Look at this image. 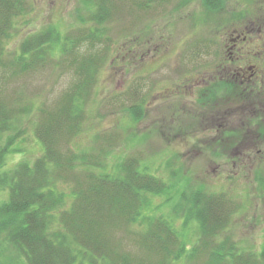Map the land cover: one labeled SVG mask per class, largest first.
Returning <instances> with one entry per match:
<instances>
[{"label":"rangeland","instance_id":"rangeland-1","mask_svg":"<svg viewBox=\"0 0 264 264\" xmlns=\"http://www.w3.org/2000/svg\"><path fill=\"white\" fill-rule=\"evenodd\" d=\"M135 1L122 4L118 14L102 26L101 42L93 49L84 46L73 52V60L94 56L103 64L83 109L80 134L70 146L82 153L106 154L102 158L110 168L123 157L136 156L148 174L168 185L176 184L179 191L187 183L189 189L203 186L208 194H225L234 207L219 241L229 240L238 251L259 254L264 249V136L256 138L248 127L255 107L232 100V104L211 110L200 107L191 94L181 99L172 91L182 86L187 70L214 67L211 60L222 58L228 32L244 28L257 32L264 26L260 24L264 22V0H220L221 8L215 12L204 9L202 0ZM90 10L93 7L87 0H24L22 13L11 19L1 39L0 62L6 68L0 73V92L15 118L10 131L0 136V146L11 138L18 152L7 157L5 169L21 161L32 163L42 154L34 131L37 122L79 81L74 68L64 63L72 57L59 50L46 56V64L30 70L11 62L24 41L46 29H55L63 38L85 32L89 26L80 21L86 20ZM250 44L243 47V53L253 54L248 61L264 71V52ZM133 97L137 102L143 98L146 109L136 124L127 112L133 104H140ZM228 130L244 131V135L239 140L225 139L222 134ZM176 189L168 204L163 205L170 198L165 195L151 199L146 213L162 215L170 222L188 251L198 243L200 233L195 224L182 226L186 214H174L179 203ZM62 190L68 192L69 186ZM135 240L131 235L123 244L134 252L138 249ZM188 264H203V260Z\"/></svg>","mask_w":264,"mask_h":264},{"label":"trees","instance_id":"trees-1","mask_svg":"<svg viewBox=\"0 0 264 264\" xmlns=\"http://www.w3.org/2000/svg\"><path fill=\"white\" fill-rule=\"evenodd\" d=\"M131 1L135 0H87L93 10L80 22H87L89 29L64 38L55 29H46L24 41L10 64L30 70L46 64V56L59 50L72 57L64 63L74 68L79 81L37 122L34 131L42 154L32 163L21 161L5 169L7 157L18 150L11 138L0 146V264H188L202 260L203 264H264V249L259 254L242 252L229 240L219 241L233 205L225 194H208L203 186L191 191L187 183L179 191L176 184L148 174L136 156L123 157L110 168L102 158L106 154L82 153L70 146L80 134L83 109L103 64L94 56L73 60V52L100 43L102 26ZM202 1L209 12L222 5L220 0ZM23 5L24 0H0V59L1 39ZM5 66L0 62V73ZM132 100L140 103L127 111L136 124L146 109L143 98ZM14 115L0 92V136L10 131ZM258 132L264 136V130ZM62 186H69V191L64 192ZM174 189L179 200L174 214H186L182 226L195 224L200 233L198 243L188 251L170 222L162 215L146 213L151 199L170 197ZM170 201L171 197L163 205ZM117 232L126 239L135 236L138 249H127L126 239L116 238Z\"/></svg>","mask_w":264,"mask_h":264},{"label":"flooded vegetation","instance_id":"flooded-vegetation-1","mask_svg":"<svg viewBox=\"0 0 264 264\" xmlns=\"http://www.w3.org/2000/svg\"><path fill=\"white\" fill-rule=\"evenodd\" d=\"M260 24L264 25V22H260ZM263 27L260 25L257 32L245 28V30L228 32L227 44L223 48L222 58L219 57L218 59H221L217 62L211 60V66L214 65V67L210 70L196 71V69L191 68L192 70L184 72L187 74L185 80H183L182 86H178L177 90L172 91L173 94L181 99L187 94H191L200 103V107L211 110L217 109V107L221 108L226 103L230 104L232 100L237 101L238 104L254 106L255 117L248 121V127L252 129L254 134H257L256 138H261L258 125L262 126L264 121V71H259V68L250 62V56L253 54H244L243 47L251 43L258 48V52H264V38L261 39L262 42H258L264 34L257 35L259 31L264 30ZM251 31L253 35H247ZM255 36L257 39L252 43ZM262 54L264 55V53ZM242 135H244V131L240 133L233 130H228L222 134L223 138L234 140H239Z\"/></svg>","mask_w":264,"mask_h":264}]
</instances>
